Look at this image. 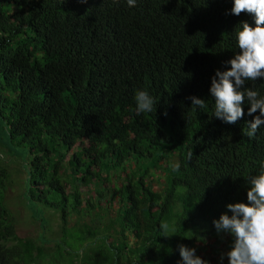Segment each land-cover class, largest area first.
<instances>
[{
  "label": "trees",
  "instance_id": "trees-1",
  "mask_svg": "<svg viewBox=\"0 0 264 264\" xmlns=\"http://www.w3.org/2000/svg\"><path fill=\"white\" fill-rule=\"evenodd\" d=\"M233 6L0 0V139L33 153L27 207L42 229L47 208L59 215L70 257L54 238L20 237L0 201V264H180V245H216L214 221L247 202L264 164V125L245 134L259 110L245 104L236 124L214 117L212 77L230 69L240 22L255 26ZM246 86L264 97V77ZM139 90L153 112L137 114ZM7 175L0 165V188Z\"/></svg>",
  "mask_w": 264,
  "mask_h": 264
},
{
  "label": "clouds",
  "instance_id": "clouds-1",
  "mask_svg": "<svg viewBox=\"0 0 264 264\" xmlns=\"http://www.w3.org/2000/svg\"><path fill=\"white\" fill-rule=\"evenodd\" d=\"M79 2L87 3L88 0ZM136 2L127 0L130 7H134ZM242 12L255 21V26L247 21L240 22L236 31L239 51L227 62L231 65L229 70H216L210 94L214 99V117L226 124H236L244 117L245 104L250 105L247 112L249 116L259 110V115L247 121L245 134L252 138L264 125V97L254 87L246 86V81L264 77V0H234L231 14L239 16ZM188 99L194 108L205 107L204 99L195 96ZM135 102L138 115L154 111V99L146 90L135 93ZM214 225L218 234L232 237L231 249L224 254L229 264H264V164L259 174L248 181L247 202L229 203L227 211L214 221ZM161 227L163 236L167 237V224ZM179 252L182 257L180 264H209L196 255L195 248L180 245Z\"/></svg>",
  "mask_w": 264,
  "mask_h": 264
},
{
  "label": "rangeland",
  "instance_id": "rangeland-1",
  "mask_svg": "<svg viewBox=\"0 0 264 264\" xmlns=\"http://www.w3.org/2000/svg\"><path fill=\"white\" fill-rule=\"evenodd\" d=\"M3 133L4 132H1V136L3 135ZM60 150L61 148L58 147L54 158L59 155ZM71 153L72 152H70V154ZM32 157L33 153L29 151L28 147L17 145L12 146L8 144L2 136V138L0 139V165L4 166L7 169L8 175L4 186L0 188V201L3 206H5L9 210V221L15 226L16 232L20 237H36L40 239L41 236L44 235V237L48 239L54 238L56 248L58 250H62V253H64V257L62 258H67L66 261L68 262V259L70 257H68L66 252L63 251V246L59 248L57 247V242L62 243L63 241H67L65 239L66 235L64 233H61V219L59 218V215L56 214L52 209L47 208L44 212V216L50 225L48 228L46 227L45 229H42L35 221L27 207V201L25 197L26 179L28 176L29 162ZM84 167L85 165L82 166V168ZM111 172L119 171L110 170L109 174ZM160 176L162 180H164L163 174H161ZM119 182H121V180L117 181L118 184ZM88 189H90V187H83L82 191H86ZM201 224L202 222L199 223L197 227L200 230L208 228L210 226V222L205 226H201ZM192 233L195 234L196 231L193 230ZM222 235L215 232L214 238H216V245L213 244V246H208V248H205V246L209 244V241L211 242L210 244H212L214 239L207 240L204 236L200 235L197 240V246H195L197 242L196 241L193 245L195 247H192L196 249V255L208 261L209 264H229V259L224 254L230 251L232 242L230 241V238L227 234ZM217 238L220 239L219 243H217ZM77 245V243L73 244V246ZM222 255H224L223 260H221ZM52 257L53 261H55L57 264H64L63 260L61 261L60 257H58L57 255H54Z\"/></svg>",
  "mask_w": 264,
  "mask_h": 264
}]
</instances>
